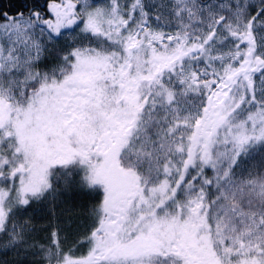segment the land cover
Listing matches in <instances>:
<instances>
[{
	"label": "snow or ice",
	"instance_id": "6c2138e0",
	"mask_svg": "<svg viewBox=\"0 0 264 264\" xmlns=\"http://www.w3.org/2000/svg\"><path fill=\"white\" fill-rule=\"evenodd\" d=\"M0 264H264V0H0Z\"/></svg>",
	"mask_w": 264,
	"mask_h": 264
},
{
	"label": "trees",
	"instance_id": "16d2710c",
	"mask_svg": "<svg viewBox=\"0 0 264 264\" xmlns=\"http://www.w3.org/2000/svg\"><path fill=\"white\" fill-rule=\"evenodd\" d=\"M7 2V0H5V3ZM40 223H43V221H41Z\"/></svg>",
	"mask_w": 264,
	"mask_h": 264
}]
</instances>
